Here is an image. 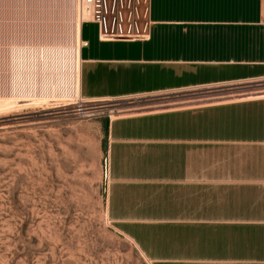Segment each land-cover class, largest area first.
<instances>
[{"label": "crops", "instance_id": "crops-1", "mask_svg": "<svg viewBox=\"0 0 264 264\" xmlns=\"http://www.w3.org/2000/svg\"><path fill=\"white\" fill-rule=\"evenodd\" d=\"M150 20L142 40L80 23V98L121 103L107 221L149 264H264V96L240 97L264 81V0H150Z\"/></svg>", "mask_w": 264, "mask_h": 264}, {"label": "rangeland", "instance_id": "rangeland-1", "mask_svg": "<svg viewBox=\"0 0 264 264\" xmlns=\"http://www.w3.org/2000/svg\"><path fill=\"white\" fill-rule=\"evenodd\" d=\"M80 14L78 0H0V94L66 91ZM16 104L0 113V264H149L105 216V127L121 103Z\"/></svg>", "mask_w": 264, "mask_h": 264}, {"label": "built area", "instance_id": "built-area-1", "mask_svg": "<svg viewBox=\"0 0 264 264\" xmlns=\"http://www.w3.org/2000/svg\"><path fill=\"white\" fill-rule=\"evenodd\" d=\"M80 23L89 21L98 26L103 41L124 39L142 40L149 36L150 0H78ZM79 41V47H80ZM80 103L86 101L79 99ZM89 103V102H87ZM95 108H80L79 113L93 116Z\"/></svg>", "mask_w": 264, "mask_h": 264}, {"label": "bare ground", "instance_id": "bare-ground-1", "mask_svg": "<svg viewBox=\"0 0 264 264\" xmlns=\"http://www.w3.org/2000/svg\"><path fill=\"white\" fill-rule=\"evenodd\" d=\"M79 33H80V20H79V22H76V24H75V36H76L77 43L72 50L73 51V60L70 57L71 58V61H70L71 62V65H70L71 66V73H70L71 78H69L70 80H68V83L66 82L67 83V85L65 87L66 91L64 89H62L60 92L58 91L59 93H55L54 95H49V94H44V93L43 94H36V93L24 91V89L21 87L22 84L19 86H18V84L17 85L13 84V88L12 89L10 88L11 89L10 92H8V90H7V93H1L0 94V113L9 112L11 109H14L17 106L16 103L18 101H20V99L21 100H30V101L32 100L33 102H36V103L40 102V101H44V100L47 101L48 98H55V99L58 98L59 100H63V101L79 100L80 99V96H79V63H80V59H79V48H80L79 47V41H80V39H79V36L80 35H79ZM63 52H64L63 57H67V55L65 56L67 50L63 51ZM59 56H60V54H59ZM69 75H68V77H69ZM20 81H23V80H20ZM58 88H60V87H58ZM0 90H2V89H0ZM258 96H264V91H250V92L245 93L244 96H240V97L241 98H252V97H258ZM66 104H69V103H66Z\"/></svg>", "mask_w": 264, "mask_h": 264}, {"label": "trees", "instance_id": "trees-1", "mask_svg": "<svg viewBox=\"0 0 264 264\" xmlns=\"http://www.w3.org/2000/svg\"><path fill=\"white\" fill-rule=\"evenodd\" d=\"M105 151V150H104Z\"/></svg>", "mask_w": 264, "mask_h": 264}]
</instances>
